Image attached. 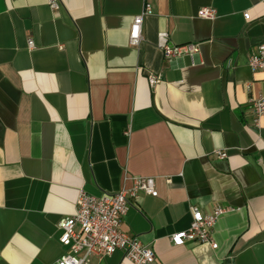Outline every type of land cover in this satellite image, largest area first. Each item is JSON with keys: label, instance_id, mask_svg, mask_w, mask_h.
Listing matches in <instances>:
<instances>
[{"label": "crops", "instance_id": "0c3cea01", "mask_svg": "<svg viewBox=\"0 0 264 264\" xmlns=\"http://www.w3.org/2000/svg\"><path fill=\"white\" fill-rule=\"evenodd\" d=\"M61 1L0 0V264L54 263L80 192L115 193L134 176L155 177L158 196L140 192L122 229L154 264H264V117L251 103L264 72L249 66L264 0ZM204 7L217 16L199 17ZM161 31L199 52L166 58ZM216 205L237 208L218 219L217 248L172 243L194 208ZM91 264L133 263L118 250Z\"/></svg>", "mask_w": 264, "mask_h": 264}, {"label": "built area", "instance_id": "2783aa9c", "mask_svg": "<svg viewBox=\"0 0 264 264\" xmlns=\"http://www.w3.org/2000/svg\"><path fill=\"white\" fill-rule=\"evenodd\" d=\"M48 4L51 9L58 10L62 6V1L48 0ZM150 12L151 6L147 4L143 11L135 16L130 32L132 45L140 43L142 25L145 16ZM198 16L214 19L217 11L213 7H204L198 11ZM245 17L249 19V13H245ZM29 45L34 47V41L29 40ZM159 45L166 58H182L185 55L196 54L200 50L198 42L171 43L166 31L159 33ZM249 66L252 71L264 72V43L251 54ZM160 81V74L149 75V83L152 87ZM251 103L255 123L259 125L264 117V96L253 98ZM216 154L220 158L228 156L227 151L224 150H218ZM131 179L133 185L130 188H123L115 193L94 195L86 191L80 192L76 212L63 216L58 222L61 230L60 242L66 247V251L52 264H91L93 257L103 258L118 250L123 251L125 258L133 264L156 262L155 252L150 246L145 245L139 237L130 235L122 229L123 218L140 192L158 196L156 179L150 176H134ZM165 180L172 182L173 177L166 176ZM236 210V207L230 205H216L209 213L194 208L190 226L173 233L171 241L174 245H184L187 241L208 243L217 248L218 244L213 239L214 227L222 215Z\"/></svg>", "mask_w": 264, "mask_h": 264}]
</instances>
